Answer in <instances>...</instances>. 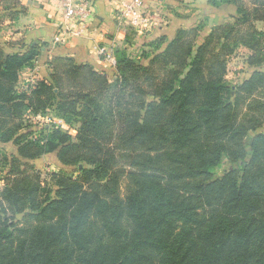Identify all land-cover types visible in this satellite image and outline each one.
<instances>
[{"label": "trees", "instance_id": "trees-1", "mask_svg": "<svg viewBox=\"0 0 264 264\" xmlns=\"http://www.w3.org/2000/svg\"><path fill=\"white\" fill-rule=\"evenodd\" d=\"M208 4L236 15L201 43L202 22L138 58L113 50L112 80L53 57L20 90L39 50L0 43V144L16 148L0 154V264H264V134L245 145L264 127V0ZM240 49L250 73L232 87ZM47 112L65 127L37 128ZM49 154L79 175L42 181L31 162Z\"/></svg>", "mask_w": 264, "mask_h": 264}, {"label": "crops", "instance_id": "crops-1", "mask_svg": "<svg viewBox=\"0 0 264 264\" xmlns=\"http://www.w3.org/2000/svg\"><path fill=\"white\" fill-rule=\"evenodd\" d=\"M17 1L24 12L14 19L4 21L2 13L4 15L5 12L0 10V43L33 45L39 50L37 59L19 74L20 90L33 85L37 80L48 78L50 69L47 62L53 57L71 58L76 65H88L112 80L114 67L98 55L99 48L125 50L127 54L138 58L142 50L149 52L150 45L158 38L165 36L171 39L177 29L193 28L200 22L204 24L198 39L201 43L215 26L231 22L236 15L235 6L224 4L212 7L208 0H144V9L153 14L154 18L142 27L134 28L119 19L125 0H92L93 13L88 20L87 30L82 36H76L74 32L78 24L66 28L62 26L60 0ZM255 25L259 31L264 32V22ZM13 48L17 49L18 46ZM247 54L242 55L244 63ZM244 66L247 74L243 80L250 73L246 64ZM9 145L14 147L11 143L0 144V154H15V147L14 151H7ZM45 156L31 163L35 166Z\"/></svg>", "mask_w": 264, "mask_h": 264}, {"label": "built area", "instance_id": "built-area-1", "mask_svg": "<svg viewBox=\"0 0 264 264\" xmlns=\"http://www.w3.org/2000/svg\"><path fill=\"white\" fill-rule=\"evenodd\" d=\"M60 12L62 26L69 27L74 24H78L74 34L76 36H82L85 34L88 26V20L93 13L92 0H60ZM154 18L153 14L144 9V0H125L121 6L119 13V19L127 22L131 27L140 28L147 21ZM98 55L115 67V58L113 55V49L107 47H101L98 49ZM33 122L43 119L42 116L32 118ZM46 125H54L59 127H65V124L61 119L53 118Z\"/></svg>", "mask_w": 264, "mask_h": 264}, {"label": "rangeland", "instance_id": "rangeland-1", "mask_svg": "<svg viewBox=\"0 0 264 264\" xmlns=\"http://www.w3.org/2000/svg\"><path fill=\"white\" fill-rule=\"evenodd\" d=\"M11 4H12L11 0H0V10H1V12H5L4 15L2 13V19L4 21L9 20V17H8V13H9L8 10L9 9L8 8L11 7ZM243 54H247V51H245L244 49H240L238 51V53L236 54V56L235 55L232 56L233 58L231 60H229V63L227 65L228 71L226 74V78L232 87H234L238 83H240L243 80V78L245 77V75L247 74V71H245L246 67L244 66L245 63L241 59V58H243L242 57ZM243 73H244V75H243ZM53 118H54L53 114H51L50 112H47L45 114V116H43V119L40 120L41 122H38V121H34V122L39 123V124H37L38 125L37 128H39L40 126L45 125L47 122H50ZM255 134H264V127L257 130V132H255V133H249L248 134V136L245 140V145L247 147V151H249L248 146H249L250 141L252 140V138L254 137ZM13 148L14 147L9 145L7 151L12 152V151H14ZM35 168L38 172H40L41 176H43L42 181H44V182H45V180H47L46 178L48 177V175L53 173V172H55V173L62 172V173H65L66 175L72 176V177H77L79 175V173L77 171V167H64V166L60 165L56 159L55 154L46 155L43 161H39L38 163H36ZM233 168L234 167L231 164L224 161L221 164V166L216 170L215 178L221 177L224 172L231 170ZM1 185H2V181H1V174H0V186ZM126 193L127 192L124 189H122V195L125 196Z\"/></svg>", "mask_w": 264, "mask_h": 264}]
</instances>
